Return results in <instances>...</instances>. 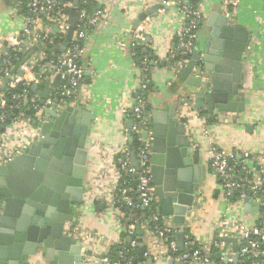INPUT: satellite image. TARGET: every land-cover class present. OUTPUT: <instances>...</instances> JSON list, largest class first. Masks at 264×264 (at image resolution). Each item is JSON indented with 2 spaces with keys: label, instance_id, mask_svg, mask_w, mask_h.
Masks as SVG:
<instances>
[{
  "label": "crops",
  "instance_id": "1",
  "mask_svg": "<svg viewBox=\"0 0 264 264\" xmlns=\"http://www.w3.org/2000/svg\"><path fill=\"white\" fill-rule=\"evenodd\" d=\"M22 1L0 0V40L11 37L14 41L8 44H33L23 46L22 51L19 49L16 51L25 54L26 62L33 64L32 67H38L35 62L45 59V51L42 45L35 49L37 44H42L41 42L27 43L25 40L24 18L29 16V10L22 11ZM95 1L96 9L101 8L103 14L87 29L84 40L85 52L79 59V63L92 74H86L84 85L76 96L70 99V106L84 109L94 116L85 141L88 160L82 200L73 205V220L78 218L86 228L102 234L115 244L120 242L122 233L126 234L129 222L120 221L117 208L109 207L98 198L100 184L96 177L103 172L109 179L114 180L113 171L106 166L107 154L111 155L117 148L123 146H126L129 152L135 153L133 143L135 138L132 143L128 141L127 122L131 118L127 117L125 111L127 108L124 110L126 106H129L130 110L141 84V72L134 54L135 47L132 45L135 38L140 39L141 44L136 47H144V53L149 59V75L145 84V106H150L148 115L152 110H159L161 114H165L175 108L173 118L177 124L178 100L190 95L191 86L179 78V71L184 64L176 65L174 63L176 60H171L173 57L171 44L177 38L179 30L180 14L177 0L166 6L161 4V0ZM194 1H196L194 8L199 12L194 48L203 50L205 43L213 37L215 24L221 16L226 15L222 10L221 0ZM156 4H160V7L155 12L146 14L145 18L141 17ZM73 6L72 4L73 10L67 12V27L63 34L58 33L54 24L50 25L47 19L42 18L36 23L39 32L44 36H59L63 41L58 44L66 43L70 21H75L76 28L77 18ZM230 7L234 11L231 24L241 25L248 32V40L242 55L243 68L238 92L230 96V99L241 102L242 106L239 111L217 114L208 113L204 107L199 111L205 116L206 124L193 118L191 126L185 127V137L190 143V150H198L199 153L201 180L198 190L194 192V202L184 215V230L201 244L211 243L210 247L218 230L217 223L222 218L229 222L239 217L245 227H251L257 224L259 215V212L254 210L246 212L242 207L228 210V200L226 201L222 195V181L209 164L210 151L218 150L225 154L229 165L236 169L238 176L245 178L247 172L241 174L244 162L253 161L252 166L258 170L260 154L264 155V0H235ZM218 47L220 49L221 42L217 44L216 48ZM56 75V73L47 75L46 79L41 80L49 86V97L57 86V84L52 86ZM26 77H30V72L26 73ZM44 90L42 86L36 91L32 90L34 97L37 100L41 99ZM39 115L44 118L43 109ZM9 131L8 127V138ZM130 160L131 163L135 161L134 159L132 162L131 156ZM238 162L242 164L240 167L237 166ZM158 207L157 197L151 209L157 214ZM158 216L173 223L171 217L162 212ZM133 240L137 248V254L132 259L133 264H180L163 258L156 259L153 256L158 248L156 240L144 234L137 235L136 229L134 237L127 238L126 242ZM139 246L144 247V260L139 259ZM19 264H51V260L41 252V256L36 258L33 254Z\"/></svg>",
  "mask_w": 264,
  "mask_h": 264
},
{
  "label": "water",
  "instance_id": "2",
  "mask_svg": "<svg viewBox=\"0 0 264 264\" xmlns=\"http://www.w3.org/2000/svg\"><path fill=\"white\" fill-rule=\"evenodd\" d=\"M159 7L160 4H156L141 17L145 18ZM74 24L75 21H70L63 45L71 40ZM215 28L203 50L194 48L180 69L179 78L191 86L190 94L197 110L205 107L213 114L239 111L241 102L230 99V96L238 92L248 32L241 25L229 24L225 16L219 18ZM220 42V49L216 48ZM174 63L177 65L176 61ZM17 72L19 76L23 74L20 69ZM58 79L56 75L52 86ZM30 86L34 91L39 86L44 87L39 101L43 105L49 96V86L44 81L32 82ZM174 109L165 114L152 110L146 117L150 120V175L158 197L157 214L162 212L170 216L173 223L184 224V215L192 206L194 192L199 188L201 166L198 150H190L185 125L176 124L173 118ZM43 110L44 122L36 142L8 163L0 165V264H19L38 251L43 252L51 264H83L79 256L80 246L75 239L63 234V228L74 218L73 205L82 200L88 160L85 141L94 116L72 106L62 110L45 107ZM147 111L150 106H145V114ZM132 123L131 118L127 122L130 143L133 141ZM143 135L146 136V132ZM130 156L132 162L135 159L132 164L138 169L134 151H130ZM241 165V162L237 163L238 167ZM244 173L245 170H241V174ZM260 201L264 202V197ZM242 208L246 212L260 210L258 203L252 201L250 189L245 192ZM136 234H143L138 225ZM184 235V231L175 234L178 252L183 251ZM213 239L231 243L235 263L238 256L236 239L215 234ZM144 252V247L139 246L140 260H144Z\"/></svg>",
  "mask_w": 264,
  "mask_h": 264
},
{
  "label": "built area",
  "instance_id": "3",
  "mask_svg": "<svg viewBox=\"0 0 264 264\" xmlns=\"http://www.w3.org/2000/svg\"><path fill=\"white\" fill-rule=\"evenodd\" d=\"M171 2L173 0H161V4L164 6ZM177 2L180 14L178 40L177 43L171 44V54L174 58L178 56V59H175L177 65H183L194 50L199 12L196 8H191L188 0H177ZM233 3L235 0H221V7L229 24L233 22L234 17V11L230 7ZM71 7L70 1L28 0L27 8L31 14L24 18L25 25L23 28L27 43L41 42L42 36L46 37L39 32V26H36L40 18L47 19L50 25L57 26L58 33L63 34L68 19L66 9ZM102 14L101 8L96 9L92 14H88L85 9L77 10V22L83 23L84 27L74 28L69 45L60 52L58 58L35 62L38 66L35 71L32 67L33 64H28L25 60L18 66V69L23 71L21 76L17 73H11L12 62L9 58H2L1 52L8 48L22 51L23 46L33 44H8V42L14 41V38L11 37L0 40V82L3 77H6L7 80L4 89L0 91V108L4 109L6 106L4 96L6 88H15L17 85L28 86L32 82L44 80L48 77L47 75L50 76L54 73L59 76V80L63 83L61 86H56L52 96H48L43 105H40V99L37 100L38 103L35 107L38 106L39 108L35 113L36 124H33L34 120L31 121L23 111L14 115L5 124V112H2L0 115V127H2L0 129V165L8 163L15 155L20 154L36 142L40 134L41 124L44 122V119L39 115L43 108L62 110L70 106L69 98L77 94L84 85L86 74H92L79 63V59L85 52L84 40L87 28L93 26ZM132 45L134 47L141 45L140 39L135 38ZM135 52L134 50V54ZM139 69L141 72L140 87L130 110L128 109L129 106L124 108V110L127 108L126 113L128 111L132 114L131 131L133 138L137 141L135 156L138 169L131 163L130 152L126 146L117 148L111 155L107 154L105 156L108 162L106 166L113 171L114 182L106 174L100 172L96 177L100 184L98 198L109 207L114 208L115 204L117 205L120 221L129 222L126 232L127 238L134 237L138 225L146 237L156 240L158 248L153 255L156 259L163 258L169 261H177L180 264H264V202L260 201L261 197H264V188H262V183H264V155L260 154L261 162H258V170L252 166L253 161L249 163L246 160L243 168L248 175L245 178H240L236 169L229 165L225 154L215 149H212L209 154V164L222 181V195L226 201L228 200V210L242 207L247 189L251 190L252 201L260 206L258 222L254 226L245 227L238 219L239 217L229 222L226 218H222L217 223V236H230L236 239L238 256L235 263L233 262L234 251L230 242L214 240L212 242L213 250H211V243H199L193 236L185 232L183 224L167 222L151 209L157 201V196L154 193V185L150 175V120L146 118L149 116L148 112L145 114L146 92L143 91L146 84V73L149 69V60L146 56L141 57ZM27 72H30V77H26ZM12 98L17 102L15 108H19L23 104L21 102L25 103L27 100L26 90L23 89L21 92L13 94ZM177 108L179 110L178 120L185 127L191 126L193 118L204 125L206 124L205 116L194 107L191 94L181 97L178 100ZM8 127L10 128L9 138ZM144 132H146V136L143 135ZM119 154L122 155V158L117 162L115 158ZM254 157L253 155V160L256 159ZM122 174L131 176V178L118 184ZM136 178L138 179L137 183H135ZM131 181L133 184L130 183ZM231 196L234 198L231 199ZM1 210L2 199L0 198V212ZM179 231L185 233L182 252H178L176 246L175 234ZM63 234L75 239L80 246L79 256L83 264H133L132 258L123 255H126L129 247H136L134 240L127 243L128 247L125 248L123 254L122 252L119 253V259L111 260L108 253L112 241L102 234L86 228L78 218L66 222ZM196 242L197 246H195ZM34 256L36 258L41 256V252H36Z\"/></svg>",
  "mask_w": 264,
  "mask_h": 264
},
{
  "label": "trees",
  "instance_id": "4",
  "mask_svg": "<svg viewBox=\"0 0 264 264\" xmlns=\"http://www.w3.org/2000/svg\"><path fill=\"white\" fill-rule=\"evenodd\" d=\"M63 1H70L73 5L76 3L77 5L74 7L75 11L77 12V10H81V9H85L86 12L88 14H92L95 9H96V1L95 0H61ZM27 2L28 0H23L22 1V5H21V9L22 11H26L28 10L27 8ZM196 1L194 0H188V4L191 6V8H194ZM72 9L71 8H67L66 12H70ZM76 18H77V13H76ZM84 27L83 23L81 24L80 22L76 24V27ZM198 28V27H197ZM89 29V27L87 28ZM87 31V30H86ZM177 38H175L174 43H177ZM60 41H63L62 38H60L59 36L55 37V36H46L43 37L41 39V43L42 45H44V51H45V59L43 61H48V60H56L60 54V52L66 48L68 44L66 45H62V44H58ZM41 46V44H37L35 46V49H39V47ZM135 49V56L137 58V63L138 66H140V59L141 57H144L147 55L144 53V47H140L137 46L134 48ZM1 57L2 58H9L10 61L12 62V69H11V73L16 74L17 70H18V66L26 60V55L25 54H21L20 52L16 51V50H12L10 48L6 49L5 51L1 52ZM190 57V55H189ZM148 58V57H147ZM175 59H178V56L175 57ZM149 60V59H148ZM150 68V65H149ZM33 70H37V67H33ZM149 75V69L148 72L146 73V80L148 78ZM6 77H3V80L0 82V91L4 89V85L6 83ZM63 85V83L61 82V80L58 81L57 86H61ZM23 89L26 90V94H27V100L26 102H21L23 104H21V106L19 108H15V104L17 103L13 98V94H17L19 92H21ZM141 91V90H140ZM144 93L146 92L145 88H144ZM146 94V93H145ZM5 100H6V106L5 108H0V115L2 114V112H5V124L8 123L12 117L14 115H16L17 113H19L20 111H23L24 114L32 121L35 119V113L38 110V106L35 107V105H37L38 101L37 99L34 97V92L31 90L30 85L28 86H24V85H17L15 88H6L5 90ZM74 96H76L75 94L73 96H71V98L69 99H73ZM127 117L132 118V114L131 112L127 111ZM134 146H137V141L135 139V141L133 142ZM122 158V155L119 154L118 156H116L115 161L118 162L119 159ZM131 176H127L125 174H122V176L119 178L118 180V184H121V182H123L125 179H130ZM131 184H133V181L130 182ZM117 205L115 204L114 208H116ZM127 237L125 233H122L121 238H120V242H117L115 244H111L110 248H109V258L111 260H117L120 258L119 253L122 252V254L125 252V248L128 247L127 246ZM197 246V242L196 245ZM194 246V247H195ZM137 254V248H128L127 254L123 255L126 256L127 258H132L134 259V257Z\"/></svg>",
  "mask_w": 264,
  "mask_h": 264
}]
</instances>
